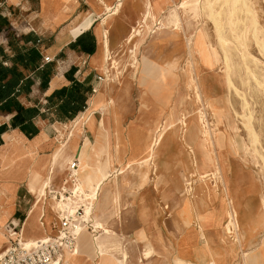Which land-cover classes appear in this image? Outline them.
Segmentation results:
<instances>
[{
    "label": "crops",
    "instance_id": "1",
    "mask_svg": "<svg viewBox=\"0 0 264 264\" xmlns=\"http://www.w3.org/2000/svg\"><path fill=\"white\" fill-rule=\"evenodd\" d=\"M171 1L176 4L181 0ZM171 1L0 0V17L3 19L0 23V46L9 51L5 31L7 28L20 35L37 36L43 59L49 57L51 62L48 63L55 71L45 90L42 91L39 83L35 82L30 93L19 97L22 105L39 107L41 111L49 110L51 108L48 109L47 98L56 90L75 82L89 87L97 84L99 89L96 94L90 93L86 109L74 119L68 120L69 123L53 120V112L46 119L35 118L34 124L39 132L31 137L11 126L14 114L0 113V127L7 126L0 134V252L19 235L24 241L31 242L52 235L53 230L58 228L55 201L43 198L41 191L47 188V182L48 187H63L66 178L62 172L68 173L69 165L75 157L80 162L79 182L85 186L87 193H92L113 167H120L123 159L137 152L141 138L151 136L148 130L139 125L137 116L140 91L143 108L150 109L149 89L154 83L152 77L156 78V83L162 88L161 96L164 97L162 104L152 107V112L159 116L167 113L172 86L165 75L174 72L178 60L185 53V34L173 28ZM120 2L121 7L114 13ZM149 10L152 23L164 16L166 29L162 31L161 27L149 34L144 43L147 45L146 53L139 69L135 64L118 66L117 69L108 60L109 55H112V59L121 56L119 54L124 47L130 44L128 36L132 33L133 26L139 23L142 25ZM106 29L109 33L105 32ZM88 34L95 39V49L91 53L77 44L81 35V43H86L84 36ZM106 38L109 41V52L107 63L101 69L96 57L99 53L102 54L103 45L106 52ZM134 48L135 45H132L127 51H133ZM109 68L111 80L97 83L96 75L105 73ZM156 71L160 74V80H157ZM24 72L26 75L32 74L29 70ZM117 72L124 75L116 79L114 76ZM110 99L115 100L112 106ZM59 124L64 129L59 128L56 137L55 127ZM171 134L172 131L167 133L161 148L167 147ZM158 158V178L152 177V165H137L140 172L145 169L150 172L147 181L140 173L142 180L137 190H121L124 184H133L134 178H129V174L120 178L116 185L114 179L102 182L95 205L96 215L113 233L102 234L99 237L102 245L99 246L95 236L85 229L79 237L78 254L68 256L69 253H66V263L105 264L109 260L111 264H207L209 258L205 260L201 253L206 251L218 256L221 255V250L216 249L218 248L225 249L228 255L225 261L221 260L222 264H244L242 252L251 254V264H264V227L253 226L250 233L242 236L240 243L221 238L222 225L230 207L228 197L222 196V201L216 203L215 208L206 215L208 224L204 228L195 219L187 223L178 217L176 214L181 206L179 201L184 195L182 181H178L173 172L161 170L163 161L160 154ZM175 168L179 169L180 166L176 165ZM252 198L249 199L253 203ZM174 205L176 208L169 212ZM165 206H169V209L164 208ZM113 212L119 218L112 224L109 217ZM240 214V227H251L246 210L242 213L240 209ZM163 215H166L164 219ZM174 216L180 222L179 227ZM100 231H103L102 228ZM142 232L147 235V242L143 241ZM115 236L121 237L122 240L117 241L124 248L127 245L132 247V252L129 249L126 251V260L116 257L109 250L118 243ZM140 243L145 247L144 251L147 247H156L162 251L143 259L144 251L139 250ZM163 243L169 250H163ZM234 247V255L228 254L226 250ZM212 263L218 264L215 260L209 262Z\"/></svg>",
    "mask_w": 264,
    "mask_h": 264
},
{
    "label": "rangeland",
    "instance_id": "2",
    "mask_svg": "<svg viewBox=\"0 0 264 264\" xmlns=\"http://www.w3.org/2000/svg\"><path fill=\"white\" fill-rule=\"evenodd\" d=\"M251 1L264 28V0ZM189 2L192 5L191 7H185L181 3V1L176 2V4H173L172 1L170 2V11L174 12L172 14L174 17V26H172L173 28L181 31V33L185 34V39L183 41V44L185 46V53L178 60L174 72L165 75L169 79V83L172 86V88H170V93L168 96L167 113L159 116L152 112L153 106L155 108L156 105H160L164 101V97L161 96L162 88L159 86V84L156 83V78L152 77L154 83L149 89L151 102L150 109L143 108L144 104L141 103L142 97L140 91V105L137 119L140 123L139 125L148 130V132L152 133V138L155 136L158 137L160 134V128L158 129L157 125L160 126L161 124H163V122H166L168 126L172 125V130L168 128L166 129V132L162 135V138L159 140V144L156 145L155 148L159 151L160 159L163 161V167L161 170L173 172L176 179H179L178 181H182L181 186L183 188L184 195L179 201V203H181V206L179 207V211L176 214L178 217H180L184 222L187 223H191L192 220L195 219L197 220L200 227H206L208 223L207 218H205L206 214L203 215V212H205V208L203 205L205 202L209 203L210 205L212 203H215V197H217L220 192L223 193V190L226 186L231 193L229 195V199H234V203L237 204V207L242 210V213L246 210V212L249 214L250 224H254L253 226L255 227H264V176L263 174L260 175L261 171L259 170L260 167H263V163L261 162L257 154L252 149H250L248 144V136H246L244 127L235 115L234 109H236V111L238 112L242 111L241 98L232 94L234 108L232 105L228 104L229 93L224 84V55L214 29V23L209 16L210 9H208L204 5V0H190ZM149 12L144 18V21L146 23L143 25V27H138V30L142 31V34H146L148 28H151L153 26L151 25L152 22L149 17ZM163 17L164 16H162L161 19L154 21V23L156 22L155 24L159 22L158 27L162 24L164 25L166 19H164ZM177 17L182 19V23L178 21L177 24ZM146 25L149 27H146ZM163 25L161 28L163 29L162 31L166 29V27H164ZM225 31L227 35H229L228 26L225 28ZM138 39L139 35H137L129 45H126L124 47L123 51L119 54L121 56L113 57L114 62L116 61V63L114 64L117 66V69L118 66L131 64L132 66L133 64L137 65V69H139L140 64H142V58L146 53L147 45L145 46L142 42H137ZM132 45H135L133 51H127V48H132ZM189 49L194 62L192 65L190 64V55L188 53ZM250 51L255 57L263 59L253 42H251L250 44ZM229 59L231 61V73L234 74L237 85L242 90H248L249 92L248 101L251 104V109H253L254 111L256 129L260 133L261 139L264 142V96L261 93L263 89L254 81L253 78L249 80L250 82L248 85L244 84V86H242L240 84V79L243 78L246 80V75L244 73L239 74L238 71H236V68L233 66L234 56L229 54ZM99 67L101 68V66ZM258 67V70L261 73L262 71L260 70L264 67L261 63H258ZM129 70L130 69L128 68L127 71ZM126 74L127 73H125V75ZM137 74L139 75L138 71ZM123 75L122 72H117L114 77L118 79ZM156 75L157 80H160V78H158L160 76L158 71H156ZM209 76V79L212 78L211 86H213L215 90V92L212 93H210V90H208V84H205V79ZM215 80L217 82H215ZM207 91L210 95L209 97L207 96ZM109 103L112 106L114 105L115 100L110 99ZM64 123H69V121L67 120ZM59 128L64 129L62 125H56V137L59 134ZM207 130H211L212 132H215L217 136L222 135L223 137L224 144L222 146V152L224 154V158L222 160V167L227 182L225 186L223 183H221L220 175L215 176L212 168L205 166L202 162L203 155L201 151V142L203 139L205 140V138H207L205 134V131ZM171 131L172 134L171 136H169V143L167 147L161 148L162 144L167 138V133ZM207 142L209 153L212 156L214 162H217L218 156H220L221 149L220 147L216 148V146H214V144H212L211 142ZM117 151L118 157L120 153V147ZM159 154L157 157H153L150 163L154 172V174L152 173V177L155 178L159 177ZM126 160L127 158L121 161L120 167L112 168V170L110 171V174L112 175H110L109 179H114L116 185L117 181L120 178L125 177L129 174V178H134L133 184L130 185V183H126L123 186L124 188L122 187L121 190H137L142 180L140 175V168L137 167V165L139 166V164H134L131 165V168L121 170V164ZM176 165H179L180 168L176 169ZM164 166L167 167L165 168ZM146 171L149 170H142V172ZM62 174L63 177L67 178V171L66 174L65 171H63ZM188 179L192 182L193 188L191 193L193 194L188 192L185 186ZM153 180L154 179L151 180L152 184ZM46 187H48V183L46 184ZM67 187L70 188L71 185ZM45 192L46 188L41 191V195L44 196ZM244 196L247 197L246 200L244 199ZM250 197H253V203L249 199ZM47 200L49 201V198ZM197 200L204 203L201 204ZM34 201L35 199L33 200V202ZM166 207L167 206H165L164 208ZM96 208L97 207L94 206L93 209L89 211L90 217L94 219L93 222L95 225L97 224V222H100L96 215ZM174 208H176L175 205L173 208H171V210H169V212H171ZM167 209H169V206L167 207ZM115 213H110V215L112 216H110L109 219H111L110 223L112 224L114 223V220L119 218V216H116L117 213ZM164 217H166V215H163L162 218L164 219ZM175 217L176 216H174V221H176V224L179 227L180 222L176 220ZM101 223L104 225L102 227L103 231L99 232V230H97L98 233L96 234L95 238L100 237L102 234H109L105 231L106 226L104 222ZM253 226L251 225V227H239V232L238 230H236V228L232 227V232H235L236 236H229L228 234L223 233L224 235L222 234L221 238L223 240L229 239L238 241V243H240L242 241V236L245 237L248 233H250ZM53 231L54 232L52 233V235H55L57 233V228ZM141 236L143 241H148L145 232H142ZM114 239L116 241L122 240L121 237L118 236H115ZM117 242L118 243H115L118 244V247H116L115 244L114 247H110L109 249L110 252L113 253L116 257L121 259V257L123 256V249L127 252L129 249L130 252H132V247H130L131 245H127V247L124 248L121 242ZM96 243L99 246L102 245V243L99 241V238L96 240ZM139 245H141L139 250L143 252L145 247L141 243ZM163 247H166L164 243ZM216 249L221 250V255L216 256L214 253L211 255L206 251L201 253L205 260L209 258V261H206L207 264H209L211 260H215L218 264H222L221 260L225 261L227 255V253H225V249ZM148 250L160 251L161 249H158L156 247L155 249L147 247L143 253V259H145V253H147ZM233 250H235V247L233 249H227L226 251L228 252V254L233 253L234 255ZM155 253L156 252H151V255L153 256ZM250 255L251 254L242 252V258L245 260L244 264H251ZM68 256L71 255L69 254ZM239 261L241 262V258L239 259ZM105 262V264H111L109 260Z\"/></svg>",
    "mask_w": 264,
    "mask_h": 264
},
{
    "label": "bare ground",
    "instance_id": "3",
    "mask_svg": "<svg viewBox=\"0 0 264 264\" xmlns=\"http://www.w3.org/2000/svg\"><path fill=\"white\" fill-rule=\"evenodd\" d=\"M189 1L190 0H181V3L185 7H191L192 5L190 4ZM121 5H122V3L120 2L117 10H115L114 13H116L119 10ZM204 5L208 9H210L209 16H210V19L214 23V27H215L214 29H215V32H216L217 37L219 39L220 46H221V49H222L223 55H224V65H225L224 84H225L226 89H228L227 91L229 93L228 104L232 105L234 108V103L232 100V97H233L232 94L235 96H239L241 98L242 111L238 112V111H236V109H234L235 115L237 116L239 122H241L242 126L244 127L246 136H248V144H249L250 149H252L257 154V156L260 158L261 162L263 163V167H260L259 170L261 171L260 175L263 174V176H264V142L261 139L260 133L256 129L254 111H253V109H251V104L248 101L249 92H248V90L247 91L242 90L237 85L235 76L233 73H231V61L229 59V54L234 56L233 66L236 68V71H238L239 74L244 73L246 75V77H245L246 80L241 78L240 84L242 86H244V84L248 85L250 82L249 80L251 78H253L254 81L263 89V91H261V93L264 96V68L260 70V71H262L261 73L258 70L259 69L258 63H261L264 67V28H263V26L259 20L258 14L256 13V10L254 9V7L252 5L251 0H204ZM158 19H160V18H158ZM158 19L153 20V23H152L153 26L151 28H148V31L146 32V34H144V33L142 34V31L138 30L140 23L138 26L135 24L133 26L132 33L128 36V42L131 43L133 41V39H135V37L137 35H139V39L137 40V42H142L144 44L145 41L148 39L147 37H149V34L154 33L155 31H157L158 29H160L162 27L163 24L158 27L159 22L157 24H155L156 22L154 23V21H156ZM178 21L181 22L182 19L177 17V24H178ZM145 23L146 22L144 21L142 23L141 27H143V25ZM163 26L166 27V25H163ZM227 26L229 28V35H227V33L225 31V28ZM146 27H149V26L146 25ZM107 31H108V29H106L105 32H107ZM108 33H109V31H108ZM251 42H253L254 45H256L257 50H258L259 54L263 57V59L255 57L253 55V53L250 51ZM105 45H106V52L104 50V45H103L102 54L99 53V55H97V57H96L98 60L99 66H101V68H104L105 64L107 63V55L109 52V41L107 38L105 40ZM188 53L190 55V61H191L190 64L192 65L194 62H193V58H192L190 49L188 50ZM114 63H116V61ZM234 63H236V64H234ZM238 76H240V75H238ZM209 78H210V76L205 79V84H208V86H209L208 90H210V93H212V92H215V90H214V87L211 86L212 78L211 79H209ZM193 80H194V78H193ZM212 82H214V81H212ZM215 82H217V81L215 80ZM207 93H208V91H207ZM207 96L208 97L210 96L209 93ZM157 128L158 129L160 128L159 129L160 130L159 136L158 137L155 136L152 138L153 135L151 133V136L149 135L147 138H144V139L141 138L137 152L135 151V153H133L131 156H129L127 158V160L121 164V168H120L121 170L131 168V165H134V164H139V166H141L143 164L146 166H149L153 157L158 156L159 151L155 148V146L159 144V140L162 138V135L166 132L167 128L172 130V125L168 126V124H166V122L165 123L163 122V124H161L160 126L157 125ZM205 132H206L205 134H206L207 138H205V140L203 139L201 142V151H202V155H203L202 162L205 166L212 168L215 176L220 175L221 183H223L225 186L227 182H226L225 174H224L223 167H222V163H223L222 160L224 158V154L222 152V150H223L222 146L224 144L223 137H222V135L217 136V134L215 132H212L211 130L210 131L207 130ZM207 141L214 144V146H216V148L220 147V149H221L220 156H218L217 162H214L212 156L209 153V150L207 148V144H208ZM231 163H233V162H231ZM140 173H141L143 179H145V181H147L149 179V171L140 172ZM110 175H112V174L109 173V175H107V177L104 180H108ZM103 181H101V183H99L98 187L96 189H94V191H92V193H87L84 190L85 186L83 187L82 183H80L78 181L75 188H73L75 190V195L73 197H69L67 199H64V203L66 204V206H70L71 204L75 203L79 192L85 193L87 197L91 198V206L86 209V215L89 218L90 217L89 211H91L93 209V207L95 206V204L97 203L99 193L101 190V185H102ZM228 184H230V183H228ZM66 186L67 185H64L63 187L66 188ZM156 186L158 189V185H156ZM185 186L187 188V191L191 193L193 187H192V182L189 181V179L187 180V183L185 184ZM253 191H254V189H253ZM191 194H193V193H191ZM230 194L231 193L229 192V189L225 186L223 193L220 192L217 196V199L215 198L217 200V202H215L211 205L207 202L204 203L203 206L205 208L204 209L205 212H203V215H205V214L207 215L211 209L215 208L216 203H219L220 201H222V196L228 197L230 207L226 213V221H225L224 225H222L223 226L222 232L225 234H228L229 236H232V235L236 236L235 232H232V227L236 228V230H238V232H239V230H240L239 227L241 224V222H239L240 221L239 220L240 208L237 207V204L234 203V199H229ZM45 195H46V193H45ZM45 195L43 196V198H46ZM52 199L55 201L56 210L58 213V207H60L61 204L57 200H55L54 198H52ZM69 210L74 211V207L70 206ZM96 225H98V227H100V228H102L104 226L101 222H97ZM251 225L253 226L254 224L251 223ZM85 229H87V227H81L78 230V252H79V237ZM105 231H106V233H109V234L113 233L108 228H106ZM98 238L96 237L95 240H97ZM26 242H28V241H26ZM163 250L167 251L168 249H167V247H163ZM78 252L76 254H78ZM151 252H156L154 255L160 254L156 250H153V251L148 250L147 253H145V259L152 257ZM76 254H74V255H76ZM70 255H72V254H70ZM122 257H123L122 260H126L128 258V253L124 249H123V256ZM212 264H214V263H212Z\"/></svg>",
    "mask_w": 264,
    "mask_h": 264
},
{
    "label": "trees",
    "instance_id": "4",
    "mask_svg": "<svg viewBox=\"0 0 264 264\" xmlns=\"http://www.w3.org/2000/svg\"><path fill=\"white\" fill-rule=\"evenodd\" d=\"M0 17V23L2 21ZM7 52L0 46V113L14 114L11 120L13 128H19L28 137L36 135L39 130L34 124V119L41 117L48 118L53 112V120H72L78 113L84 111L88 106L91 87L79 82L56 90L47 99L49 110L41 111L39 107H25L19 101V97L28 94L35 82H38L43 91L54 74V68L43 59L38 48L40 39L37 36L28 34L20 35L14 30L7 28ZM82 36V35H81ZM81 36L79 37L81 39ZM86 43L80 44L82 49L91 53L95 49V39L92 35L84 36ZM24 70L32 72L26 75ZM7 129L4 125L0 127V134Z\"/></svg>",
    "mask_w": 264,
    "mask_h": 264
},
{
    "label": "built area",
    "instance_id": "5",
    "mask_svg": "<svg viewBox=\"0 0 264 264\" xmlns=\"http://www.w3.org/2000/svg\"><path fill=\"white\" fill-rule=\"evenodd\" d=\"M108 60L114 64L112 55ZM46 62H51L49 57L45 58ZM113 68V67H111ZM97 83L111 80V69L105 73L96 75ZM98 85L91 86V93L98 92ZM79 158L75 157L69 165L65 185L71 187H54L46 188V198H54L61 206L58 207L59 226L55 235H49L43 238L26 242L19 235L15 240L9 242L8 246L0 253V264H67L66 253L76 254L78 252V230L81 227L87 229L94 235L98 233V228L91 217H87L86 209L91 206V198L85 193L79 192L75 203L71 204L74 211H70V206H66L64 199L75 195L76 184L79 181Z\"/></svg>",
    "mask_w": 264,
    "mask_h": 264
}]
</instances>
